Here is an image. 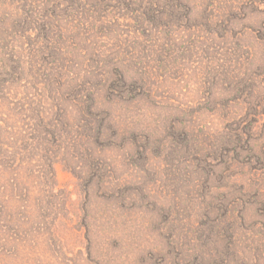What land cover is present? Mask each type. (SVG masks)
<instances>
[{
    "label": "rangeland",
    "instance_id": "obj_1",
    "mask_svg": "<svg viewBox=\"0 0 264 264\" xmlns=\"http://www.w3.org/2000/svg\"><path fill=\"white\" fill-rule=\"evenodd\" d=\"M0 264H264L259 0H0Z\"/></svg>",
    "mask_w": 264,
    "mask_h": 264
},
{
    "label": "trees",
    "instance_id": "obj_2",
    "mask_svg": "<svg viewBox=\"0 0 264 264\" xmlns=\"http://www.w3.org/2000/svg\"><path fill=\"white\" fill-rule=\"evenodd\" d=\"M259 2L260 3H262L263 4V6H264V0H259ZM234 3V2H233ZM227 7H230V8H232L233 7V5H230V6H227ZM238 7V6H237ZM239 10H241V8L239 9ZM237 13V12H236Z\"/></svg>",
    "mask_w": 264,
    "mask_h": 264
}]
</instances>
